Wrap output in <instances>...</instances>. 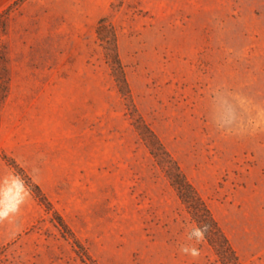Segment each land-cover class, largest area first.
Masks as SVG:
<instances>
[{
    "label": "rangeland",
    "instance_id": "obj_1",
    "mask_svg": "<svg viewBox=\"0 0 264 264\" xmlns=\"http://www.w3.org/2000/svg\"><path fill=\"white\" fill-rule=\"evenodd\" d=\"M260 122L254 0H17L0 13V176L30 192L0 264H234L228 245L264 264ZM196 224L194 259L178 246Z\"/></svg>",
    "mask_w": 264,
    "mask_h": 264
},
{
    "label": "clouds",
    "instance_id": "obj_2",
    "mask_svg": "<svg viewBox=\"0 0 264 264\" xmlns=\"http://www.w3.org/2000/svg\"><path fill=\"white\" fill-rule=\"evenodd\" d=\"M216 127L225 132L230 131V122L223 119H214ZM34 173L38 170L33 169ZM19 191L15 200L11 199L14 192ZM30 188L26 179L18 172L12 171L0 176V224H7L10 235H14L20 229L19 219L28 199ZM207 225L196 224L188 233L186 240L191 243H181L178 246V254L196 258L199 255L197 245L203 239Z\"/></svg>",
    "mask_w": 264,
    "mask_h": 264
},
{
    "label": "crops",
    "instance_id": "obj_3",
    "mask_svg": "<svg viewBox=\"0 0 264 264\" xmlns=\"http://www.w3.org/2000/svg\"><path fill=\"white\" fill-rule=\"evenodd\" d=\"M16 1L17 0H0V13ZM254 2L256 4H260V7L263 8L264 5L261 2V0H254ZM255 130L258 132L256 134L257 137L256 140L258 141L256 144L259 146H264V142H263L264 140L262 139V135L264 132V124H262L261 122L255 123Z\"/></svg>",
    "mask_w": 264,
    "mask_h": 264
},
{
    "label": "trees",
    "instance_id": "obj_4",
    "mask_svg": "<svg viewBox=\"0 0 264 264\" xmlns=\"http://www.w3.org/2000/svg\"><path fill=\"white\" fill-rule=\"evenodd\" d=\"M186 185H187V187H189V189L193 190L190 185H188V184H186ZM228 247H229V250L233 253V255L235 257V263L234 264H239V263H237V258H236V255H235L234 251L231 249L230 245H228Z\"/></svg>",
    "mask_w": 264,
    "mask_h": 264
}]
</instances>
